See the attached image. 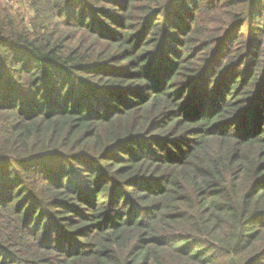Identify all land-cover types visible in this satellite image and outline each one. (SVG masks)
Returning <instances> with one entry per match:
<instances>
[{"label":"trees","instance_id":"16d2710c","mask_svg":"<svg viewBox=\"0 0 264 264\" xmlns=\"http://www.w3.org/2000/svg\"><path fill=\"white\" fill-rule=\"evenodd\" d=\"M27 3L0 0V264H264V0Z\"/></svg>","mask_w":264,"mask_h":264},{"label":"rangeland","instance_id":"374dc122","mask_svg":"<svg viewBox=\"0 0 264 264\" xmlns=\"http://www.w3.org/2000/svg\"><path fill=\"white\" fill-rule=\"evenodd\" d=\"M8 2V4L12 7L13 11L21 13L25 18L29 17L30 10H29V4L27 3V0H5ZM213 19V17L208 16L206 21H210ZM242 35L247 36L246 28L243 29Z\"/></svg>","mask_w":264,"mask_h":264}]
</instances>
